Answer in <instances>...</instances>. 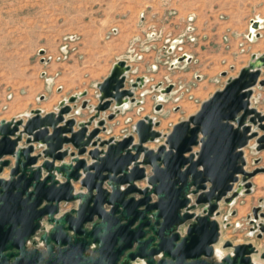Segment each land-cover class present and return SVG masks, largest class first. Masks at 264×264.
Here are the masks:
<instances>
[{
	"label": "water",
	"instance_id": "water-1",
	"mask_svg": "<svg viewBox=\"0 0 264 264\" xmlns=\"http://www.w3.org/2000/svg\"><path fill=\"white\" fill-rule=\"evenodd\" d=\"M250 26L259 28L253 19ZM129 70L123 59L112 63L94 86L96 103L84 120L63 116L85 91L48 112L34 108L23 118L0 119V173L7 169L0 177V264H256L255 255L264 262V249L251 242L223 241L228 251L214 255L220 204L250 193V179L264 173V162L246 170L243 157L251 139L256 151L264 148V112L249 105L252 88L264 86V51L251 53L167 132L144 115L120 138H101L105 120L128 98L133 102L142 83L128 80ZM172 88L168 83L159 91ZM250 213L248 232L260 238L264 197ZM40 230L38 244L30 245Z\"/></svg>",
	"mask_w": 264,
	"mask_h": 264
},
{
	"label": "rangeland",
	"instance_id": "rangeland-1",
	"mask_svg": "<svg viewBox=\"0 0 264 264\" xmlns=\"http://www.w3.org/2000/svg\"><path fill=\"white\" fill-rule=\"evenodd\" d=\"M258 17L263 24L252 28L250 20ZM226 25L232 29H224ZM249 27L255 29L250 38ZM117 30L132 32L124 36L125 54L141 59L153 53L152 58L173 60L178 66L174 74L180 73L181 80L172 82L174 94L155 101L153 107L161 103V111L151 110L159 121L157 129L167 132L194 113L226 76L236 74L245 64L242 54L264 45V0H0V116L6 118L25 107L22 101L33 100L40 82L52 75L49 63L97 64L106 58L119 47L111 41ZM183 54L193 59L179 61ZM249 105L264 112V86L252 88ZM254 145L251 139L243 147L246 170L264 162V148L256 151ZM250 181V193L219 206L214 246L222 253L228 251L221 247L223 241L251 242L264 249V234L256 238L255 232L249 233L246 219L263 195L264 173Z\"/></svg>",
	"mask_w": 264,
	"mask_h": 264
},
{
	"label": "crops",
	"instance_id": "crops-1",
	"mask_svg": "<svg viewBox=\"0 0 264 264\" xmlns=\"http://www.w3.org/2000/svg\"><path fill=\"white\" fill-rule=\"evenodd\" d=\"M225 28H229L230 30L232 29V27L229 25H226L224 29ZM127 35H132L131 30L128 32H121L117 30L116 34L114 35L115 37H112L113 40L111 39V41L112 45L116 44L119 47L115 50L112 49V51L109 53H106V58H103L97 64L92 63V61L90 62L89 60H86L85 63L81 62L80 65H78L76 61H72L70 63H49L47 65L48 73H51L52 75H49L47 78H45V80L40 82L41 88L32 96L33 100L30 101L28 99L22 101L21 105H25L24 108H21V110L10 114L6 118L0 116V119H10L12 117L23 118L26 114L29 113L31 109L34 108H39L42 113L54 110L55 106L60 100H65L68 96L78 94L82 91H85L86 95L84 97H79L75 101V107H73L71 111L68 114H65L63 117L67 118L69 116H73L75 118V121L86 119L91 113V106L96 103V99L94 97V94L96 92L94 88L95 84L102 81V79L108 74L112 63L117 59H123L127 64H129L130 70L129 72H127L128 80L133 81L137 78H142V83L133 91L134 101L130 102L128 98L123 106L118 108V112L115 114L113 119L105 120V132L98 134V136L101 138H120L122 135L130 132L132 124L142 116L149 115L157 119L155 113H152L151 111L155 107H153V104L155 103V101H161V99H163L164 97L171 96L175 92V89L173 88L170 93L163 94L159 91V89L164 86V82L167 80L171 82H177L179 79L181 80V74H174L176 73V69L178 66L173 65V60L165 61L152 58L151 56L153 53H148V55H144L141 59H137L131 54H125L123 52L126 39L124 36ZM235 40H237V38ZM231 41L232 39L229 38V44L231 43ZM263 51L264 45L260 49L251 51L248 54H242L243 56H245V64L248 61L249 55L251 53L259 54ZM188 57L190 59L186 60V63L193 59L192 55H188ZM245 64H241L240 67ZM177 65H180V63H178ZM82 99L87 100V107L80 109L79 105ZM74 109L76 111V114H71ZM114 109L115 108H113V106L111 105L109 110L103 112V114H100V116L104 117L106 113H108L109 111H113ZM161 110L162 109L160 108V111ZM57 125L61 124L59 123ZM90 127H92V124L88 127V129H90ZM74 129L75 126H73V130ZM63 135L67 136L68 134ZM23 138L24 135L22 136V140L18 142V145H23ZM146 145L149 147H154L155 144L148 143ZM66 146L67 145L65 144L63 145V147ZM69 148L72 149L70 146ZM86 149H91V147H86ZM32 153H35V150ZM84 157L88 162V157ZM67 159V157L64 158L65 161ZM41 161L42 158H38L36 164L34 165H37ZM55 163L58 162L55 161ZM6 175L7 169L4 168L0 173V177H6ZM137 185L143 186L144 184L137 182ZM74 187L76 188L77 186L75 185ZM263 196L264 192L261 197L257 198V203L260 198H263ZM237 198L233 200L232 204L237 200Z\"/></svg>",
	"mask_w": 264,
	"mask_h": 264
},
{
	"label": "bare ground",
	"instance_id": "bare-ground-1",
	"mask_svg": "<svg viewBox=\"0 0 264 264\" xmlns=\"http://www.w3.org/2000/svg\"><path fill=\"white\" fill-rule=\"evenodd\" d=\"M257 22H258V25H259V27H261V23H262V19H260V17H258V19H255ZM263 24V23H262ZM252 31H253V29L251 28V27H249V30H248V34H247V36L250 38L251 36H252ZM250 100H251V96H250ZM221 240V239H220ZM220 254H222V252H221V250H219L218 248H216L215 246H214V255L215 256H219ZM254 262L256 263V264H261L259 261L257 262V261H255L254 260Z\"/></svg>",
	"mask_w": 264,
	"mask_h": 264
},
{
	"label": "built area",
	"instance_id": "built-area-1",
	"mask_svg": "<svg viewBox=\"0 0 264 264\" xmlns=\"http://www.w3.org/2000/svg\"><path fill=\"white\" fill-rule=\"evenodd\" d=\"M253 30H255V29H253ZM168 83H172V82H170V81H168V80L165 81L163 87H165ZM156 102H158V101H156ZM156 102H155V103H156ZM64 207L66 208L67 206H64ZM41 225H42L43 229H46V228H47V225H46L45 223L42 222ZM40 233H41V230L38 231V232H36V234H35L32 238H35V239H37V241H38V235H39Z\"/></svg>",
	"mask_w": 264,
	"mask_h": 264
},
{
	"label": "flooded vegetation",
	"instance_id": "flooded-vegetation-1",
	"mask_svg": "<svg viewBox=\"0 0 264 264\" xmlns=\"http://www.w3.org/2000/svg\"><path fill=\"white\" fill-rule=\"evenodd\" d=\"M36 234V233H35ZM39 236V235H38ZM32 239V238H31ZM37 244H38V241H35ZM37 244H35V245H37Z\"/></svg>",
	"mask_w": 264,
	"mask_h": 264
}]
</instances>
